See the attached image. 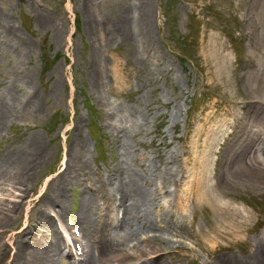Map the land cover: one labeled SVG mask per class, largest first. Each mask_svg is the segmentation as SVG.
<instances>
[{"label":"rangeland","instance_id":"374dc122","mask_svg":"<svg viewBox=\"0 0 264 264\" xmlns=\"http://www.w3.org/2000/svg\"><path fill=\"white\" fill-rule=\"evenodd\" d=\"M92 1L103 26L95 33L89 27L88 0H0V103L8 101V118L0 132V162L35 136L40 137L45 157L24 194L11 182L0 181V205L7 199L16 201L12 223L0 228V251L9 249L5 260L13 255L15 230L35 219L39 198L45 188L56 184L72 152L83 160L80 166L90 170L91 179L85 180L84 187L94 182L92 172L100 171L106 177L117 164L128 165L141 178L148 177L147 182H140L150 197L146 215L156 221L161 236L171 245L159 257L162 261L252 264L250 252L264 228V195L247 193L246 202L242 201L261 218L251 225L246 240L217 241L218 250L213 252L203 242L206 214H194L190 204L184 217L173 200L169 205L154 188L163 170L175 169L176 155L185 153V138L196 117L220 110L214 105L217 101L237 88L243 90L242 84L213 83L219 74L211 50L224 47L231 64L227 74L240 78L249 60L250 41L264 35V29L253 24L259 0H149V43L124 36V14L129 10L133 15L134 0ZM249 15L252 27L247 25ZM115 123L126 132L116 130ZM84 187L65 186L69 218L79 209ZM109 207L115 222L121 212ZM93 208V226H101L108 201H99ZM61 220L65 253L56 264H77L65 250L74 249L73 237H77L70 228L78 230L67 216ZM113 224L105 227L113 230ZM49 233L54 241V231ZM78 236L87 241L81 233ZM151 243L159 246V239ZM223 257L226 262L221 261ZM5 260L0 254V264Z\"/></svg>","mask_w":264,"mask_h":264},{"label":"bare ground","instance_id":"6f19581e","mask_svg":"<svg viewBox=\"0 0 264 264\" xmlns=\"http://www.w3.org/2000/svg\"><path fill=\"white\" fill-rule=\"evenodd\" d=\"M133 3V15L129 10L124 14V36L130 34L135 41L149 43L152 38L149 0H134ZM86 6L89 7V27L92 33L100 31L103 26L97 21L93 1L88 0ZM253 18L257 20L253 23L256 28L264 29V0H259ZM251 19L249 15L248 27H252ZM46 22L42 19V23ZM134 24L137 25L136 29ZM132 27L134 31L131 33ZM224 49L215 47L211 50L213 59L217 60L219 74L212 81L225 87L242 84L243 90L237 88L226 99L217 101L214 105L220 106V110L196 117L197 120L190 125L189 135L185 138V153L176 155L178 163L175 169L170 172L163 170L162 178L154 188L169 205L173 200L184 217L187 216L190 204L193 205L194 214L198 211L206 214L208 228L203 242L211 245L213 252L218 250L217 241L238 243L246 240L251 225L261 218L258 213L245 208L242 201L246 202L247 193L264 195V35L260 34L258 41H250L247 49L249 60L238 79L227 74L231 64L229 53ZM6 104L0 103V132L8 118ZM114 126L116 130L126 132L121 125L115 123ZM40 144V137L35 136L30 142L27 140L20 150L6 156L0 162V181L11 182L12 187L24 194L34 170L45 158ZM69 156L63 171L57 176L56 184L45 188L39 198L34 209L35 219L30 218L23 228L15 230L13 255L5 260L9 249L5 247L0 251L4 263L56 264L65 253V239L59 225L61 219L67 216L78 231L70 228L77 237H73L74 249L66 244L65 251L76 258L77 264H169L159 257L166 253L164 250L169 252L171 245L169 247L167 239L161 236V227L146 215L151 206L150 197L140 182H147L148 177L143 175L141 178L128 165L117 164L115 171H109L106 177L100 171L92 172L96 175L94 182L84 187L85 180L91 179L90 170L80 166L79 162L83 160H77L72 152ZM124 156L127 158L126 153ZM75 183L84 188L79 209L69 218L65 186ZM7 201L0 205V228L12 223L14 219L12 212L16 209V201ZM99 201H108V210L106 217L105 214L102 217L103 224L94 227L93 207ZM110 205L115 208L114 211L121 212L115 222ZM33 219L34 223L31 224ZM195 219L193 217L192 222ZM110 221L114 223L113 230L105 227L107 223L111 224ZM134 221L136 226H133ZM51 230L56 235L55 242L49 239ZM142 232L146 234L142 235ZM261 232L250 252L252 264H264V228ZM79 233L87 241L82 242ZM135 236L137 241L131 243L130 239ZM153 239H159V246L151 243ZM227 246L231 247L232 244ZM152 252L159 253L149 257L148 254ZM131 259V263L123 262ZM225 260L226 257L221 258L222 262Z\"/></svg>","mask_w":264,"mask_h":264}]
</instances>
